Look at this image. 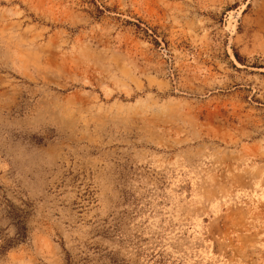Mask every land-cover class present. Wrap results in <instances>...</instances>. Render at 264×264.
<instances>
[{"label":"rangeland","instance_id":"obj_1","mask_svg":"<svg viewBox=\"0 0 264 264\" xmlns=\"http://www.w3.org/2000/svg\"><path fill=\"white\" fill-rule=\"evenodd\" d=\"M0 264H264V0H0Z\"/></svg>","mask_w":264,"mask_h":264},{"label":"trees","instance_id":"obj_2","mask_svg":"<svg viewBox=\"0 0 264 264\" xmlns=\"http://www.w3.org/2000/svg\"><path fill=\"white\" fill-rule=\"evenodd\" d=\"M8 247V246H7Z\"/></svg>","mask_w":264,"mask_h":264}]
</instances>
